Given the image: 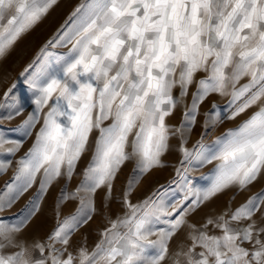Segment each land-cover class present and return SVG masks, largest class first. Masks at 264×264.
I'll use <instances>...</instances> for the list:
<instances>
[{
  "label": "snow or ice",
  "instance_id": "obj_1",
  "mask_svg": "<svg viewBox=\"0 0 264 264\" xmlns=\"http://www.w3.org/2000/svg\"><path fill=\"white\" fill-rule=\"evenodd\" d=\"M57 3L0 0V59ZM57 47L68 50H49ZM24 71L29 95L16 94L13 83L0 100V111L6 110L0 121L21 116L29 102L32 111L13 130L20 139L0 129V174L13 163L5 157L39 130L0 191V212L41 170L38 199L53 181L63 178L66 185L56 201V224L43 240L19 239L39 211L37 201L22 219L0 217V264H264V189L234 209L229 202L199 225L189 222L214 197L231 189L243 193L264 177V0H81ZM198 73L204 76L197 79ZM193 87L179 126H170L167 119ZM212 95L230 99L203 113L204 131L189 148L200 107ZM253 106L247 119L205 142ZM173 136H179L181 159L171 183L183 195L174 199V190L168 197L161 186L133 202L141 180L165 166ZM128 162L133 167L119 196L124 214L106 217L109 226L91 249L86 238L73 246L97 211V191L106 189L108 209ZM208 165L211 171L200 177L205 183L197 184L193 173ZM68 201L77 206L61 216Z\"/></svg>",
  "mask_w": 264,
  "mask_h": 264
},
{
  "label": "rangeland",
  "instance_id": "obj_2",
  "mask_svg": "<svg viewBox=\"0 0 264 264\" xmlns=\"http://www.w3.org/2000/svg\"><path fill=\"white\" fill-rule=\"evenodd\" d=\"M81 3V0H58V3L50 9L49 13L31 29L28 33L24 34L13 46L8 55L5 58L0 59V100H3V94L12 86L13 83L17 85L14 92L19 94L21 97L27 99L28 92L26 90L24 79L27 73H25V68L32 62V60L40 52V49L47 43L48 40L52 39L57 33V30L61 28V25L68 20L71 12L74 8ZM50 51H55L57 54L63 55L67 52V48L57 47L55 49H49ZM21 73H24L22 76ZM204 76V73H198L197 79ZM246 80H242L240 83H245ZM193 87L190 89L189 95L185 97L184 103L179 105L174 111L173 115L167 119V123L172 127H178L182 118L184 111V104L191 103V92L194 91ZM173 95H179V89L173 90ZM230 97H221L219 95L210 96L200 107V115L197 118L195 126L192 128L191 133L188 136L187 147H191L201 136L203 129L204 116L203 113L206 112L213 103L217 104L219 107L223 108L227 105ZM257 110V106H253L248 109L245 113H242L234 121H225L220 125L214 132H210L205 137L206 143H211L216 136L223 133L228 128H233L238 125L243 120L247 119L254 111ZM32 111V106L26 107L25 112L11 121L3 120L0 121V129L4 131L7 138L20 139L19 133L13 131L16 129L24 119L27 118L28 112ZM6 114V110L0 111V115ZM107 123V122H106ZM39 130V125L33 129V134L26 139H24L23 146L20 150L10 157H5L6 159H11L13 161L12 165L8 170L0 174V191L4 189L6 183L11 182L15 169L16 161L19 160L28 149L32 146L35 140V133ZM170 147L168 152L162 157L165 166L153 170L150 174L145 176L140 184L137 186L135 192L132 196V201L136 202L141 200L163 186V191L168 193V197L172 196V192L175 190L174 199H179L183 194L176 190V186L171 182L176 178V168L179 167L181 153L179 151V136H173L170 139ZM10 147V145H5ZM91 158V152L86 153L79 165L77 175L73 178L72 182L67 184L69 191L74 190L80 174L82 173L87 162ZM133 164L131 162L126 163L122 168L121 172L118 174V179L115 182L113 200L110 203L108 209L103 207L104 196L106 189H100L96 193V208L97 211L93 216V219L89 221L88 224L84 225L79 229V231L73 237V246H76L78 242L84 241L86 238V243L91 249L95 246V243L100 239V233L108 227V219H116L117 216H122L124 214V209L119 202V196L121 189L126 182L127 177L131 173ZM213 165H208L204 168L199 169L193 175L197 178V184H204L205 181L201 180L200 177L206 176L212 169ZM43 174L37 175V180L31 188L28 189L13 205L11 208H7L0 212V217L3 218H24L33 201L39 203V211L35 216H33L25 226L24 230L19 236V239L26 240L31 243L34 240H43L47 237L48 233L53 229L56 224V201L60 195L61 189L66 185V181L60 178L53 181L48 188V191L44 194L43 199H38L39 192V181ZM264 189V177L258 179L254 182L247 191L243 193H237L235 189L228 190L212 200L207 202L206 206L202 207L200 211L195 213L189 218L190 223L200 224L203 223L207 218L208 214H219L223 212L231 202V207L234 209L243 203L252 194ZM235 195V199L233 196ZM166 197V199L168 198ZM77 206L76 201H68L61 208V216L74 210ZM107 217V218H106ZM183 233L181 234V239H183ZM155 239V237H152ZM247 246V245H246ZM172 247H175V239L172 242Z\"/></svg>",
  "mask_w": 264,
  "mask_h": 264
}]
</instances>
